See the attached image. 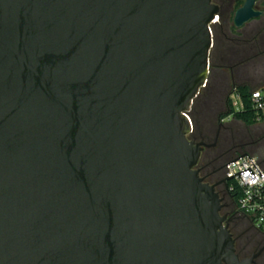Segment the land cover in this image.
I'll return each mask as SVG.
<instances>
[{
	"label": "water",
	"instance_id": "water-1",
	"mask_svg": "<svg viewBox=\"0 0 264 264\" xmlns=\"http://www.w3.org/2000/svg\"><path fill=\"white\" fill-rule=\"evenodd\" d=\"M217 16L213 0H0V264H251L197 168L214 144L190 137Z\"/></svg>",
	"mask_w": 264,
	"mask_h": 264
},
{
	"label": "flooded vegetation",
	"instance_id": "flooded-vegetation-1",
	"mask_svg": "<svg viewBox=\"0 0 264 264\" xmlns=\"http://www.w3.org/2000/svg\"><path fill=\"white\" fill-rule=\"evenodd\" d=\"M213 2L220 6V17L223 15L224 18L217 23L220 25L221 32L225 33L233 0H213ZM261 9L263 10V7ZM253 21H257L259 24L250 25L249 23ZM251 22L242 28H237L234 25L232 30L229 29L228 35L225 33L226 38L231 43L229 54L233 59L237 56V47L242 44L243 46L240 49L245 55L264 53V13ZM229 26L231 27V24ZM239 70L241 72L246 71L247 67H240ZM225 121L226 119L220 124L213 139L210 135L203 133L192 136V139L196 141L204 140L214 144L203 150L197 168L206 182L216 186V191L222 198L221 214L227 217L228 226L235 240L236 252L240 260H250L251 264H264V233L257 229L254 223L239 210L238 198L241 191L239 190V193H237L236 190H231V182L225 175L226 164H224V161L231 150L237 146L235 143L231 145L229 135H227L224 144H219L220 135L223 131L233 133V128L225 125Z\"/></svg>",
	"mask_w": 264,
	"mask_h": 264
},
{
	"label": "trees",
	"instance_id": "trees-1",
	"mask_svg": "<svg viewBox=\"0 0 264 264\" xmlns=\"http://www.w3.org/2000/svg\"><path fill=\"white\" fill-rule=\"evenodd\" d=\"M244 3V0H233L232 8L230 11V16L228 18V24H231V27L227 24V30L225 33L228 35L229 29L234 28L233 16L235 11L241 7ZM223 15L220 17L223 20ZM216 25H214L215 27ZM221 32H216L214 34V47L211 52V71L210 77L206 86L202 89L199 96L196 98L192 110L189 112V116L194 124V133L196 136L199 133L208 134L216 128L203 127L201 118L205 119L206 116H209L213 112L214 122H216L217 129L223 120L228 117H233L234 119L243 122L247 126L254 125L264 118H260L259 112L254 108L252 101V94L255 90L263 88L264 84L261 83H252L250 81L242 80L246 74L244 71H240V67H247V63L251 61H257L264 57V53L248 54L242 51V45H240L237 50V56L233 59L230 56L231 43L226 34ZM219 37L222 39L220 41ZM227 45L226 51L224 50V45ZM222 48V49H221ZM223 53H222V52ZM224 59V62L223 60ZM222 60V61H221ZM227 61V62H226ZM222 71H226L223 73ZM236 95L239 99L240 107L237 108L234 104V100L231 98V95ZM224 100L226 103V110L216 111L218 107L215 108V105H220V101ZM202 116V117H201ZM215 127V126H214ZM216 129V131H217ZM239 149V150H238ZM237 150H234L233 153H230L225 161L226 164L231 159H234L243 154H252L244 148V146L239 147ZM254 155V154H252ZM264 166V161L260 160ZM239 193L240 188L237 186L235 189ZM240 197V193H239ZM239 199V198H238Z\"/></svg>",
	"mask_w": 264,
	"mask_h": 264
},
{
	"label": "built area",
	"instance_id": "built-area-1",
	"mask_svg": "<svg viewBox=\"0 0 264 264\" xmlns=\"http://www.w3.org/2000/svg\"><path fill=\"white\" fill-rule=\"evenodd\" d=\"M217 19L219 22L218 16ZM252 101L260 118H264V87L253 92ZM225 175L231 182V190L240 188L239 210L264 233V166L259 157L243 154L231 159L225 165Z\"/></svg>",
	"mask_w": 264,
	"mask_h": 264
},
{
	"label": "rangeland",
	"instance_id": "rangeland-1",
	"mask_svg": "<svg viewBox=\"0 0 264 264\" xmlns=\"http://www.w3.org/2000/svg\"><path fill=\"white\" fill-rule=\"evenodd\" d=\"M259 5L261 7H263V10H264V4L262 3V1H259ZM219 20L221 21L220 17H219ZM256 23L259 24V22H257V21H253L249 24L253 26V24H256ZM225 25H226V23L224 24V26ZM215 30H216V32L219 33L220 25L218 23L216 24L215 27L213 25V33L214 34H215ZM219 39H220V41H222V39L220 37H219ZM226 48H227V45L225 44L224 45L225 51H226ZM222 60L224 62V59H222ZM222 72L225 73L226 71H222ZM244 73L246 75L244 77L242 76V78H241L242 80L244 79V80L250 81L254 84L261 83V82L264 84V57L260 60L258 59L257 61H251V62L247 63V70L244 71ZM209 77H210V75H209ZM231 98L234 100V104H235V102L239 103V99L236 97V95L232 94ZM235 106L237 108H239L240 103L238 105L235 104ZM216 107H218L216 110L217 112L218 111H224V110H226V103L224 102V100H222V101H220V105H217V106L215 105V108ZM201 122L202 123L204 122L202 124L203 127L206 126V127H210L213 129L214 128L217 129V126L215 124L216 122H214L213 112H211V114L209 116H206L205 119H203V117H202ZM224 123H225V125L233 128V133L230 134L227 131L226 132L223 131V133L220 135V140H219L220 145L224 144V141L226 140L227 135H229L231 145L233 143H235L237 145L235 148H233L231 150L230 153H233L234 150H237L239 147L244 146V148L246 150H248L250 153L258 156L260 160L264 161V120L254 124V125L247 126L243 122L238 121V120L234 119L233 117H228ZM216 129L212 130V132H210V137L212 139L216 135V132H217ZM193 133L190 135L191 138L193 136Z\"/></svg>",
	"mask_w": 264,
	"mask_h": 264
},
{
	"label": "crops",
	"instance_id": "crops-1",
	"mask_svg": "<svg viewBox=\"0 0 264 264\" xmlns=\"http://www.w3.org/2000/svg\"><path fill=\"white\" fill-rule=\"evenodd\" d=\"M260 1H262V3L264 4V0H260Z\"/></svg>",
	"mask_w": 264,
	"mask_h": 264
},
{
	"label": "bare ground",
	"instance_id": "bare-ground-1",
	"mask_svg": "<svg viewBox=\"0 0 264 264\" xmlns=\"http://www.w3.org/2000/svg\"><path fill=\"white\" fill-rule=\"evenodd\" d=\"M217 20V22H218V19H216Z\"/></svg>",
	"mask_w": 264,
	"mask_h": 264
}]
</instances>
